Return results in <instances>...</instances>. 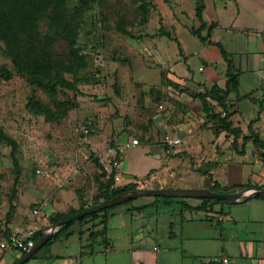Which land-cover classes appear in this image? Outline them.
I'll use <instances>...</instances> for the list:
<instances>
[{"label": "crops", "instance_id": "obj_1", "mask_svg": "<svg viewBox=\"0 0 264 264\" xmlns=\"http://www.w3.org/2000/svg\"><path fill=\"white\" fill-rule=\"evenodd\" d=\"M202 16L206 27L201 35L206 40L190 49L199 56L196 71L190 59H182L185 66L181 59L177 63L172 57L166 58L164 84L155 85L151 92V86L143 85L148 91L146 125H124L119 122L120 114L113 122L104 123L101 144L95 138L89 140V153L76 152L72 164L58 165L55 177L37 180L32 175L23 188L33 200L28 204V215L18 206L21 192L13 202L9 221L5 220L8 209L0 214V234L3 229L10 233L33 229L42 234L61 221L52 219L55 214L73 215L91 206L99 198V183L107 181L112 169L119 177L117 181L113 178L112 185L135 184L136 189L212 190L217 185L233 192L241 186L264 187V149L257 146L264 144V0H204ZM154 47L156 60L162 62V53L157 45ZM228 63L238 74V90L228 95V120L232 128L240 130L236 137L219 129L212 119L219 111L216 101H203L199 96L213 84L225 88ZM158 98L162 101H156L158 111H148ZM132 138L140 143L125 148L129 154L118 149ZM183 199L190 206L200 203L197 198ZM237 203L245 208L248 218L264 222V199L251 197L228 204ZM35 209L39 210L36 214ZM184 211L216 212L221 221L225 218L221 203L209 210H190L180 200L139 196L108 210L105 224L101 217L73 221L24 264H184L191 253L183 249L174 231L185 219ZM255 240L241 242L245 264H264V237ZM22 254L10 251L0 258V264H13ZM224 257L229 264L227 256L215 264H221Z\"/></svg>", "mask_w": 264, "mask_h": 264}, {"label": "rangeland", "instance_id": "obj_2", "mask_svg": "<svg viewBox=\"0 0 264 264\" xmlns=\"http://www.w3.org/2000/svg\"><path fill=\"white\" fill-rule=\"evenodd\" d=\"M61 13L63 24L70 23L75 39L71 41L72 35L52 28L50 19L44 17L39 22L36 43L43 42L46 35L52 37L48 53L78 92L59 87L44 92L26 71L15 66L4 42H0V69L10 72L7 78L0 73V125L18 141L21 165L13 190L15 167L10 147L0 142L1 215L21 192L18 206L28 215V204L33 200L23 188L32 175L37 180L53 178L58 165L72 164L76 152L89 153V140L103 142L104 123L123 114L119 122L124 125H146L148 91L143 85L151 86V92L155 85L164 84L166 58L172 57L177 63L181 59L183 64V58L190 59L195 71L199 64V56L190 52L194 45L200 46V40L189 30L198 27L195 0H68ZM160 26L177 41L160 35ZM155 45L163 55L162 62L156 60ZM54 97L74 107L60 120L46 121L45 116L56 110ZM156 101L162 102L154 99L148 111H158ZM88 121L91 131L84 134L81 126ZM36 169L45 173H36ZM223 206L222 221L216 212L184 211L181 226L174 227L178 242L191 253L184 264H215L221 256L229 257V264H245L240 245L264 237V222L248 218L241 204Z\"/></svg>", "mask_w": 264, "mask_h": 264}, {"label": "trees", "instance_id": "obj_3", "mask_svg": "<svg viewBox=\"0 0 264 264\" xmlns=\"http://www.w3.org/2000/svg\"><path fill=\"white\" fill-rule=\"evenodd\" d=\"M68 0H0V42H4L7 54L12 58L13 63L19 70L26 71L31 77L32 82L43 90L44 92H54L56 87L62 90H69L78 92V87L73 81L66 79L56 68V60L52 55L48 53L47 46L51 42L52 37L46 35L44 41H37L36 35L38 34L39 22L44 18L48 17L50 19L51 27L55 30L62 29L61 34L72 35V30L70 28V23L63 24L62 20V9L65 7ZM204 9V0H195V17L198 20V27H191L189 30L191 34L196 36L200 41H205L206 38L201 35V31L206 27V23L203 19L202 13ZM213 25V24H212ZM211 27V26H210ZM121 32L128 34V31L124 28H118ZM160 35H164L169 39H174L172 34L165 30L162 26L159 27ZM71 41L75 39V33L71 37ZM177 41V40H176ZM209 42V40H208ZM220 51L224 57L226 53L221 48L220 44H217ZM54 68V69H53ZM53 69V70H51ZM67 71H71L70 68H66ZM1 77H9L10 72L6 68L0 69ZM226 85L225 88H220L217 84L211 85L203 94H199L203 101L207 98L216 101L219 106V111L212 114V119L217 122L219 129H224L228 132L234 133L235 137L240 134L239 129L231 127L229 122V108L231 105L228 103V95L230 92H237L238 90V74L233 71L228 63V68L226 71ZM54 99V106L56 110L50 112L49 115L45 116L46 121H58L66 116L67 112L74 107V104L60 100L59 98ZM208 111V108L205 107ZM225 110L226 115L221 116L220 111ZM255 141H258V137L255 136ZM0 142L6 144L10 147V157L12 163L15 167V178L13 182V190H15L16 184L18 182L19 176L21 174V165L19 160V144L18 141L8 134L3 127L0 125ZM257 143V142H256ZM257 146L264 149V144H257ZM261 156L264 164V150L261 152ZM96 165L103 169L98 163V159H94ZM103 171V170H102ZM115 175V169H112L107 181L105 183H99L98 185V196L94 200L93 204L99 203L103 200L110 199L114 196L120 195L122 193L132 191L136 189L135 184H128L124 186H114L111 187L113 183V178ZM241 186L235 189L243 188ZM212 190L219 192H230L229 188H220L217 185L214 186ZM255 198L264 199V195H256ZM156 199H162L164 201L180 200L182 206L190 210H209L212 209V205L216 203L224 204L226 201L212 199V198H201L200 203L196 206L187 205L185 199L177 197H164L155 196ZM131 200L127 201L130 202ZM114 207V206H113ZM113 207L104 208L98 212H93L81 217L77 222L81 223L87 218L101 217L102 223L105 224L107 211ZM144 206H140L139 209ZM14 209V204L10 200L7 213L5 215L6 222L9 221L11 212ZM81 210V209H80ZM79 210L74 211L76 213ZM72 213V214H73ZM71 214L57 213L52 219L57 222L58 220H63L69 217ZM75 222L67 223L62 225L58 231L44 244L46 246L54 239L58 238L59 235ZM2 235L8 236L10 231L8 229L2 230ZM41 235V232L34 233V240H37ZM43 246V247H44Z\"/></svg>", "mask_w": 264, "mask_h": 264}, {"label": "water", "instance_id": "obj_4", "mask_svg": "<svg viewBox=\"0 0 264 264\" xmlns=\"http://www.w3.org/2000/svg\"><path fill=\"white\" fill-rule=\"evenodd\" d=\"M145 195L197 199L212 198L224 200L227 203H236L241 200L254 197L256 195H264V187H245L233 192H219L205 188H137L135 190L122 193L110 199L103 200L99 203L91 205L64 220L58 221L56 224L52 225L49 230L43 232L41 236L37 240H35L34 244L27 251H25L13 264H24L31 257H33L36 252L48 241V239L51 237L58 226L73 222L87 214L98 212L104 208L113 207L122 202H126L139 196Z\"/></svg>", "mask_w": 264, "mask_h": 264}, {"label": "built area", "instance_id": "obj_5", "mask_svg": "<svg viewBox=\"0 0 264 264\" xmlns=\"http://www.w3.org/2000/svg\"><path fill=\"white\" fill-rule=\"evenodd\" d=\"M220 115L223 117L226 115L225 110L220 111ZM81 131L84 134H87L91 131L90 128V121H88L87 124H84L81 126ZM168 138V137H166ZM139 139L138 138H132L130 140H127L123 142L122 144L119 145L118 149L122 150L125 148H130L132 146L138 145ZM36 173H45L40 169H36ZM115 181L119 179L118 175L114 176ZM115 185H111L113 188ZM34 214L38 213L39 210L35 209ZM217 219L221 220L222 217L221 215H217ZM35 231L33 229H21L17 232L10 233L8 236H4L0 234V258L5 256L8 252L16 250L20 253H24L27 251L35 242L33 236H34ZM228 259L227 258H222V263L221 264H227Z\"/></svg>", "mask_w": 264, "mask_h": 264}]
</instances>
